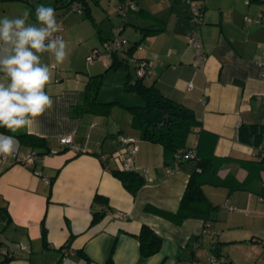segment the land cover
I'll return each instance as SVG.
<instances>
[{
	"label": "crops",
	"instance_id": "crops-1",
	"mask_svg": "<svg viewBox=\"0 0 264 264\" xmlns=\"http://www.w3.org/2000/svg\"><path fill=\"white\" fill-rule=\"evenodd\" d=\"M26 1L34 8L19 0H0V17L27 11L28 23L35 24L34 9L42 4L58 7L67 0ZM93 1L112 8L120 0ZM191 3L202 7L203 23L197 30L207 60L201 69L192 64V48L186 41L192 28ZM133 4L116 26L135 45L131 51L115 53L126 69H109L111 54L102 53L91 64L85 60L112 36V30L97 40L93 30L100 31V26L80 17L83 11L55 9L69 55L52 68L45 89L52 107L37 118L31 133L19 130L44 139L46 147L31 148L19 141L18 160L0 157V261L63 264L67 258L86 264L84 254L88 264L108 260L209 264L215 252L228 264H264V162L253 157L255 147L264 141V62L259 65L264 60V21L258 20L264 14V0H133ZM146 29L155 31L145 33ZM145 57L154 63L143 82L188 107L198 122L186 139L196 159L172 173L166 172L172 161L165 158L163 147L139 137L126 108L143 103L138 93L126 91L125 82L127 74L135 80L131 58ZM41 59L54 63L49 53L41 54ZM99 73L112 80L109 98L95 94L96 102L112 103L106 113L87 107V81ZM98 89L99 85L96 93ZM252 127L256 135L248 136L250 141L239 138L240 130L246 133ZM119 134L137 142L135 166L144 181L134 193L111 172L120 167L113 155ZM68 135L77 149L59 143ZM51 149L58 152L47 154ZM28 151L37 152L33 162L21 160ZM198 163L202 191L217 206L215 217L207 221L190 216L180 223L163 217L161 212L178 210L190 171ZM95 194L125 218H110L102 210L104 216L93 221ZM142 225L162 239L159 249L146 257L139 250ZM19 243L23 249L8 256V249Z\"/></svg>",
	"mask_w": 264,
	"mask_h": 264
},
{
	"label": "trees",
	"instance_id": "trees-1",
	"mask_svg": "<svg viewBox=\"0 0 264 264\" xmlns=\"http://www.w3.org/2000/svg\"><path fill=\"white\" fill-rule=\"evenodd\" d=\"M74 1L81 2L83 5V10L85 11V16L88 19H92L89 9L86 5V1L73 0V2ZM154 31L155 30L153 29H146L145 33ZM130 46L131 44L129 42L128 51H131L135 45H132L131 47ZM111 55L112 62L108 67L109 69H126L124 63L116 57L115 53H112ZM102 75L103 73L92 75L91 79L87 81L86 87L89 94L87 107L93 110L97 108L99 111L106 113L108 111V107L112 103L101 104L95 101L96 90ZM127 76L125 89L127 91H135L143 100L141 105H132L126 107L132 115L133 128L139 132V137L141 139L160 144L163 147L165 158H170L169 160L172 161L173 155L177 150L188 148L186 147V139L193 130V127L198 124L194 113L185 105L164 96L155 85H146L143 82V78H135V80H131L129 77L130 75L127 74ZM0 131L7 134L16 135L22 144L31 148L46 147L44 139L29 135L26 131L10 133L4 128H0ZM245 134L246 136L244 137ZM252 134L256 135L255 127H252L251 131H246V133L240 130L239 138L244 141H250V139L247 137L251 136ZM200 166L201 165L198 163L197 167L190 171V176L184 193L180 199L178 210L175 213L161 212L160 214L163 217L168 218L175 223H180L184 218L190 216L200 217L207 221L212 220L215 217L217 206L212 205L208 201L201 188V182L198 177L199 172L197 170V168ZM136 170L137 169L123 170L119 167L117 169H112L111 172L122 182L125 187L134 193L144 181L143 177ZM105 202V198L101 195H94L93 205L95 209L93 211V221H96L104 216V212L100 206L105 204ZM138 240L140 255L142 257H146L155 253L159 249L162 242L161 237L147 225L141 226L138 234ZM216 256L218 255L216 254ZM82 257L86 264H88L89 259L84 254H82ZM105 264H111V261L108 260Z\"/></svg>",
	"mask_w": 264,
	"mask_h": 264
},
{
	"label": "clouds",
	"instance_id": "clouds-1",
	"mask_svg": "<svg viewBox=\"0 0 264 264\" xmlns=\"http://www.w3.org/2000/svg\"><path fill=\"white\" fill-rule=\"evenodd\" d=\"M73 2V1H72ZM29 12L10 18L0 17V128L17 133H29L53 105L46 86L52 80V68L68 58L67 43L55 35L62 30L51 6L35 9L36 23H28ZM49 53L51 65L42 62L41 54ZM16 135L0 133V157L18 153ZM63 264H74L65 258Z\"/></svg>",
	"mask_w": 264,
	"mask_h": 264
},
{
	"label": "built area",
	"instance_id": "built-area-1",
	"mask_svg": "<svg viewBox=\"0 0 264 264\" xmlns=\"http://www.w3.org/2000/svg\"><path fill=\"white\" fill-rule=\"evenodd\" d=\"M249 1L250 0H245V3H249ZM133 7H134L133 0H120L115 7V11L119 16L124 17L126 15L127 10ZM72 9L78 13H81L83 11V5L79 1H74ZM190 10L191 12L189 19L190 22L192 23V28L186 35V41L192 48V52H193L192 64L197 69H201L204 67L207 60L203 43L197 30V27L203 23L202 7L200 5L191 3ZM246 19L249 18L246 17ZM258 20L264 21V14H262ZM55 35L60 36L59 33H56ZM128 47H129V42L127 41V39L123 38L120 35V29L113 28L112 36L109 39L103 41L101 47L93 48L90 54L86 56L85 60L88 64L89 63L91 64L102 53L112 54L116 52L128 51ZM131 61L133 63L135 78H144L145 76L151 73V69L154 62L150 57L138 58V59L131 58ZM262 62H264V60H261L259 62V65H261ZM191 86L192 83L189 82L188 87L191 88ZM117 141L119 146L113 155L116 158V160L119 162L120 168L123 170H135L136 169L135 157L137 151L136 139L131 136L119 134L117 136ZM59 143L62 145H68L73 149H77V146L73 143L72 137L70 135L60 137ZM57 152H58L57 149H51L47 152V154H55ZM253 157L257 162L264 161V141L260 142L255 147V152L253 154ZM11 158L18 160L17 153L14 156H11ZM36 158H37V153L35 151H28L24 155V157L21 158V160L24 162H33ZM195 159H196V153L194 149L192 148L179 149L174 153L172 158V164L168 165V167L166 168V172L172 173L183 162L188 160H195ZM144 173L145 171L142 172L143 175ZM101 209L104 212H106L110 218L113 219L125 218V214L123 212L119 210L110 209L106 204L101 205ZM20 249H23V245L21 243L17 244L13 248H9L8 256H11L13 252ZM208 262L209 264H228L227 260L224 257L216 256L214 254L209 256ZM0 264H6V261L5 260L0 261ZM187 264H191V262H188Z\"/></svg>",
	"mask_w": 264,
	"mask_h": 264
},
{
	"label": "rangeland",
	"instance_id": "rangeland-1",
	"mask_svg": "<svg viewBox=\"0 0 264 264\" xmlns=\"http://www.w3.org/2000/svg\"><path fill=\"white\" fill-rule=\"evenodd\" d=\"M103 1H104V3L107 2V0H103ZM3 3H5V2H3ZM100 3H101V0H100ZM0 4H2V2ZM14 4L18 5V2H14ZM88 4L91 8V15L94 16V18L91 19L92 25L95 26L96 24H98L100 26L99 27L100 31L97 30L98 28H95V30H93V34L96 36L97 40L99 39L100 34H101L100 36L106 38L107 34H111L112 28H115L116 26H118V24L122 21L123 17L119 16L116 13V11H115L116 5L114 6V4H112L113 9L111 8V6L108 7V5H106V4H104V5L101 4V6H100L96 2H94L93 0H88ZM20 5H21V3H20ZM72 8H73V3H71L67 8H64V9H72ZM74 12H76V11H74ZM76 13H78V12H76ZM80 17L88 19L85 16L84 10H83L82 14L80 15ZM116 28H118V27H116ZM87 31H89V30L87 29ZM100 44L98 45L99 47H100ZM78 50H79V48H78ZM83 60H84V58H83ZM96 63H98V62H95V64ZM109 79L110 78H107V75H102L101 80H100V84H99V89H98V92L96 93V95L98 94L97 98H109V94L113 93V91H111V89H109V87L111 86V81H112ZM99 94H100V96H99Z\"/></svg>",
	"mask_w": 264,
	"mask_h": 264
},
{
	"label": "water",
	"instance_id": "water-1",
	"mask_svg": "<svg viewBox=\"0 0 264 264\" xmlns=\"http://www.w3.org/2000/svg\"><path fill=\"white\" fill-rule=\"evenodd\" d=\"M19 1H23V2L27 3L31 8H34L33 5L30 4V3H29L28 1H26V0H19ZM72 1H73V0H67V2H66L65 4L60 5V6H58V7H54L53 9L55 10V9H64V8H67V7L72 3ZM34 10H35V9H34ZM213 248H214V246H213ZM214 254H215V252H214Z\"/></svg>",
	"mask_w": 264,
	"mask_h": 264
}]
</instances>
